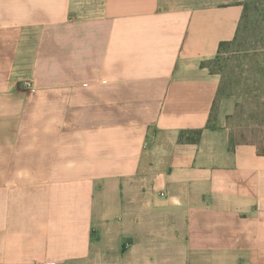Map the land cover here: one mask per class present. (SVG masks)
<instances>
[{
    "label": "crops",
    "instance_id": "obj_1",
    "mask_svg": "<svg viewBox=\"0 0 264 264\" xmlns=\"http://www.w3.org/2000/svg\"><path fill=\"white\" fill-rule=\"evenodd\" d=\"M242 17L0 0V264H264V152L208 129L202 66Z\"/></svg>",
    "mask_w": 264,
    "mask_h": 264
},
{
    "label": "rangeland",
    "instance_id": "obj_2",
    "mask_svg": "<svg viewBox=\"0 0 264 264\" xmlns=\"http://www.w3.org/2000/svg\"><path fill=\"white\" fill-rule=\"evenodd\" d=\"M163 8L238 4L243 17L237 42L213 70L220 92L208 129L232 144L253 143L264 152V0H162Z\"/></svg>",
    "mask_w": 264,
    "mask_h": 264
},
{
    "label": "trees",
    "instance_id": "obj_3",
    "mask_svg": "<svg viewBox=\"0 0 264 264\" xmlns=\"http://www.w3.org/2000/svg\"><path fill=\"white\" fill-rule=\"evenodd\" d=\"M239 32H240V26H239V30L237 32V36L235 37V39L231 42L221 43L217 57L213 60L203 62L202 66L204 68H208L212 74L218 75V73L215 72V70H213V66L219 63L220 56L224 54L232 45H234L237 42ZM219 92H220V89H219ZM202 136H203L202 129L185 130V131L180 132L178 140H179V143L181 144H199L202 140Z\"/></svg>",
    "mask_w": 264,
    "mask_h": 264
},
{
    "label": "built area",
    "instance_id": "obj_4",
    "mask_svg": "<svg viewBox=\"0 0 264 264\" xmlns=\"http://www.w3.org/2000/svg\"><path fill=\"white\" fill-rule=\"evenodd\" d=\"M24 85H25V87H27L28 89H32V88H33V84H32V82H30V81H26V82L24 83Z\"/></svg>",
    "mask_w": 264,
    "mask_h": 264
}]
</instances>
